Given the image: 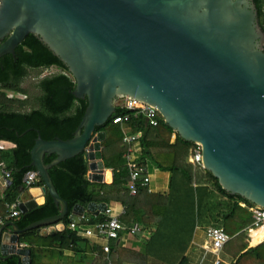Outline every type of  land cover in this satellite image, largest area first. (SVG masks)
<instances>
[{
	"label": "water",
	"instance_id": "water-1",
	"mask_svg": "<svg viewBox=\"0 0 264 264\" xmlns=\"http://www.w3.org/2000/svg\"><path fill=\"white\" fill-rule=\"evenodd\" d=\"M29 34L66 64L76 81L72 93L88 105L72 138L38 134L31 166L60 211L24 228L0 224V258L17 254L30 264L20 234L65 228L69 205L52 166L85 153L87 178L112 182L102 151L106 132L95 129L125 97L157 107L183 139L201 145L202 166L223 189L264 207V29L254 0H0V57L14 54ZM20 199L22 212L45 201L29 188ZM96 206L76 204L71 221L80 223Z\"/></svg>",
	"mask_w": 264,
	"mask_h": 264
},
{
	"label": "trees",
	"instance_id": "trees-1",
	"mask_svg": "<svg viewBox=\"0 0 264 264\" xmlns=\"http://www.w3.org/2000/svg\"><path fill=\"white\" fill-rule=\"evenodd\" d=\"M254 1L258 8L260 24L264 29V0ZM52 66L57 67L59 72L42 77L37 82L39 91L36 94L31 95L29 90L22 86L29 74V69ZM75 87V78L66 64L34 34L26 36L16 47L14 54L8 53L0 57V141H9L14 144L11 148L0 147V162L3 161L6 168L12 170L11 183L5 187L3 197L0 198L1 215L5 212V203L18 200L22 189L26 188L23 177L28 170L34 169L31 166V150L38 134H41L44 139H69L74 136L88 105L87 98L80 99L74 96L72 91ZM9 92L22 94L24 97H13L9 95ZM127 112L130 110L121 104H116V112L108 122L95 129V132H106L102 151L105 166L113 170L111 183L91 181L87 178L89 162L85 153H80L49 169L59 194L68 202L69 212L63 220L65 223L63 230L46 237L40 234V228L29 229L20 234V242L28 244L31 250L30 264H45L43 257L52 247L60 248L61 252L65 249L78 252L77 248L84 246L83 251L87 256L88 252L101 250L99 244L91 242L87 237L70 228L71 214L76 204L87 207L91 202L108 204L112 201L121 202L128 207V215L124 222L155 224L157 228L155 234H169L171 238L178 237L179 230L184 232L188 228L191 233L188 216L183 217L187 210L181 209L180 202L176 204L175 210H171L172 199L169 197V192L150 193L141 189L137 195H130L122 126L113 122L116 115ZM126 126L131 132L142 131L138 142L140 147L138 161L141 164L147 165L149 160L156 168L170 172L171 187L178 186L175 179L177 175L181 176L184 183L196 184L197 214L194 213L191 220L195 219V223L222 226L229 234L242 230L253 222L249 209L253 204L246 198L223 189L218 178L201 164L191 163L189 157L194 154L197 145L183 139L163 118L160 119L158 126H151L143 114L137 116L132 114ZM173 137H175L174 140ZM55 157L54 153L47 154L45 162L49 163ZM209 184L213 185L214 191H209ZM41 185L43 180L39 178L37 184L33 186ZM214 192L227 200L216 202L213 197ZM240 203H245L246 206L243 207ZM59 211V206L51 195L47 194L43 204L21 212L20 215L11 219L24 228L34 221L56 215ZM173 211L180 216H174ZM173 216L178 220L176 221ZM103 217L101 214L91 216L90 224ZM122 233L123 231L120 236ZM120 236L111 242L110 254L114 264L144 263L142 259L144 254L137 249L124 246ZM168 242L164 248L171 250L172 244ZM150 247L152 244L150 246L149 241L147 248ZM222 251L230 254L232 258L229 262L222 261L221 264H264V242L248 247L244 231L226 242ZM165 258L168 261L172 260V258ZM20 259V255L14 254L7 259L0 258V264H21ZM94 260L92 264H106L103 257H95ZM185 260L184 255L178 264Z\"/></svg>",
	"mask_w": 264,
	"mask_h": 264
},
{
	"label": "built area",
	"instance_id": "built-area-1",
	"mask_svg": "<svg viewBox=\"0 0 264 264\" xmlns=\"http://www.w3.org/2000/svg\"><path fill=\"white\" fill-rule=\"evenodd\" d=\"M124 102L121 104L130 112L122 115H116L113 119L114 123H118L122 126L123 131V142L125 143L126 149L124 152L125 164L129 171V182L128 189L132 196L137 195L141 189H145L148 192H152L151 188V176L149 168L147 165H143L138 161V156L140 150H138V142L142 136V131L131 132L127 129V122L132 118V114L135 116L143 114L147 122L151 126H158L160 119L163 118L157 107L143 102L137 98L125 97ZM197 145L194 150V154L189 157V161L193 164L202 165V148L201 145ZM12 170L6 168V164L0 162V178L2 185L7 187L11 183ZM38 172L35 169L28 170L24 177L23 183L26 188H31L39 180ZM20 199L14 202L5 203V212L3 215L0 214V224L4 223L6 219H11L20 215L22 212L19 204ZM252 213L253 222L250 226L252 228H258L264 226V207L260 205H252L250 208ZM103 211V218L95 223L90 224L91 217L82 215L80 223L71 222L70 228L76 230L82 236L96 237L100 240H105L100 248L103 253V258L106 264H114L111 257V240L116 239L120 236L122 231H128L130 233H135L143 229V226L139 223L132 224L130 226L122 222L121 216L126 212L125 209L120 213H116L114 209L110 206H106ZM84 222H87L83 224ZM86 225V226H84ZM208 243H206L205 248L216 254V259L214 264H221L222 259L220 257V252L222 251L226 242L229 241L230 237L226 230L222 226L210 227L207 232ZM23 247H28V244L21 243Z\"/></svg>",
	"mask_w": 264,
	"mask_h": 264
},
{
	"label": "crops",
	"instance_id": "crops-1",
	"mask_svg": "<svg viewBox=\"0 0 264 264\" xmlns=\"http://www.w3.org/2000/svg\"><path fill=\"white\" fill-rule=\"evenodd\" d=\"M174 138L175 137H173V140H174ZM0 143L3 144L2 146L0 145V147H3V148H11L14 146V144L9 142V141L1 140ZM137 145H138V150H140L139 144H137ZM109 169H111V168H109ZM162 175H165L167 178L170 179V172L162 171ZM37 182H36V184H37ZM183 185H185V184H183ZM41 186H32L29 189L31 190V193L33 194V196L35 197V199L37 201L43 202L44 200H46V197H44V195L41 192ZM195 186L196 185H194V187ZM184 187L187 189L186 186H184ZM151 188H152V192H150V193L166 194L168 192L166 187H163V189H159V190L156 188L154 189L152 187V178H151ZM4 189H5V187L2 185L1 178H0V198L3 197ZM189 190H190V188H189ZM212 190L214 191V188ZM21 194H22V192H21ZM21 194H20V196H21ZM213 197H214L216 202H219V201L225 202L227 200L225 197H222L217 192L213 193ZM19 199H20V197H19ZM96 204H97V206L94 207V209L92 210L94 213L85 211L84 215L89 216V217L97 216L99 214L103 215V211L101 209L102 203L96 202ZM107 205L112 207L116 213L122 212L123 209L126 210V212L121 216L122 222L125 223L126 225L130 226L133 223L134 224L139 223V222H131V223L124 222L125 217L128 215L127 205H125L121 202H116V201H112L109 204L107 203ZM240 205L243 207L246 206L245 203H240ZM178 208H180V206ZM184 209L187 210V212L183 215V217L185 218L186 216H188L187 218L189 219V223H190L189 228H191V230H192L191 231V237H189L187 245L182 246L180 243L179 251H174L173 252L174 255H172L170 253L167 254L165 252V248H164L165 246L164 245L167 244L168 237H169L168 243L170 245L172 244V246L175 242H177L176 240H178L179 237L171 238L169 234H167L168 236L165 234H161V233L155 234L156 229H157L155 224L148 225L145 223H139L143 226L142 230L137 231L135 233L123 231L122 235L120 236V239H121V242L123 243L124 246L137 249L142 254H144V257L142 258L144 260V263L124 262V264H178L180 262L182 256H184V255L186 256V260L181 264H214V261L216 259V254L205 248L206 243H208L207 232H208L210 227H213V225H211L209 223L208 224L207 223L202 224L200 222L195 223V219L191 220V218L194 216V212L196 210L195 202L193 201L192 196L190 198V201L188 202V206L186 204L184 205ZM175 216H180V215L177 212H175ZM174 219L176 221L178 220L175 217H174ZM5 221H12V219H6ZM85 223H87V222H84L83 224H85ZM251 224L244 227L242 230L235 231L233 234H229L226 231L230 237L229 240H231L234 236L238 235L240 232L244 231L246 233V241L248 243V247L257 246L258 244L264 242V241H261L257 244L251 243L252 232L256 229V228L250 229ZM174 225H176V224H174ZM191 225H192V227H191ZM84 226H86V225H84ZM44 227H50V225L44 226ZM41 229H40V234L44 237L51 235V234H54L57 231H60V230H57L54 233H48L47 234V233H43ZM152 236H153V238H151ZM84 237H87L91 242H95V243L99 244V246H101L103 243H105V240H100L99 238H96V237H90V236L89 237L84 236ZM149 241H150V246L152 244V247L147 248V244ZM111 242H112V240H111ZM21 243H23V242H21ZM83 248H84V246L78 247L77 248L78 252L73 251V250H68V249H65L61 252L60 248L52 247L44 255L43 262L45 264H92L95 261L94 260L95 257H103V253L101 252V250L97 251V252H95V251L94 252H88L89 255L87 256L84 253ZM219 255H220L223 262H229L232 258V256L230 254L225 253L223 251H221ZM171 256H173V257H171ZM91 257H93V259ZM165 257L172 258V260L168 261V259H166Z\"/></svg>",
	"mask_w": 264,
	"mask_h": 264
},
{
	"label": "rangeland",
	"instance_id": "rangeland-1",
	"mask_svg": "<svg viewBox=\"0 0 264 264\" xmlns=\"http://www.w3.org/2000/svg\"><path fill=\"white\" fill-rule=\"evenodd\" d=\"M263 11H264V6H263ZM59 69L55 66L49 67V68H43V69H34L31 68L29 69V74L26 77V79L24 80V82L22 83V86L26 89L29 90L30 94H36L39 89L36 86L37 82L44 76L47 75H52L55 73H58ZM10 96L13 97H24L22 94H17L14 92H9ZM124 102V99L120 98L116 100V104H122ZM0 145L2 146L3 144L0 143ZM147 166L149 168V172H150V176L152 178V187L155 189H163V187L167 188V191L169 192L168 194H170L169 197H171L172 199V203L170 206L171 210H175L176 209V204H178L180 202L181 205V209L184 208V205L186 204L188 206V202L190 201L191 196L193 197V201L195 202V207H197V203H198V196H197V191L194 187V185L196 184H191V183H187L182 180L181 176H175L176 179V183H178L179 186H170V179L167 178L165 175H162V170L156 168L154 166V164L151 161H147ZM185 184V185H183ZM157 185V186H156ZM186 186L187 189L184 187ZM171 188V189H170ZM190 188V190H189ZM213 185L209 184L208 185V189L209 191H213ZM180 191V192H179ZM177 202H176V201ZM254 205V204H253ZM172 212V211H171ZM173 215L175 216V211H173ZM195 215L197 214V210H195ZM173 216V217H174ZM197 217V216H196ZM174 230V227H173ZM177 236L180 237L181 239H179L176 243L173 244L172 249L170 250L169 248H165V252L167 254H173L174 251H179V246L180 243L182 246L187 245L189 237H191V233L190 231H188V228L186 230H179L177 232ZM264 241V240H263ZM172 251V252H171ZM173 257V256H171Z\"/></svg>",
	"mask_w": 264,
	"mask_h": 264
},
{
	"label": "bare ground",
	"instance_id": "bare-ground-1",
	"mask_svg": "<svg viewBox=\"0 0 264 264\" xmlns=\"http://www.w3.org/2000/svg\"><path fill=\"white\" fill-rule=\"evenodd\" d=\"M264 240V226H260L258 228H256L253 232H252V244H257L261 241Z\"/></svg>",
	"mask_w": 264,
	"mask_h": 264
}]
</instances>
